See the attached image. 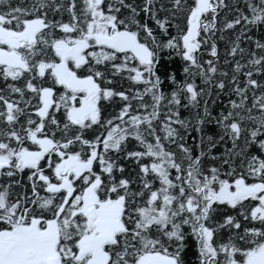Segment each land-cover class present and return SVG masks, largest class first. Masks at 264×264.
I'll return each mask as SVG.
<instances>
[{"label": "snow or ice", "instance_id": "6c2138e0", "mask_svg": "<svg viewBox=\"0 0 264 264\" xmlns=\"http://www.w3.org/2000/svg\"><path fill=\"white\" fill-rule=\"evenodd\" d=\"M0 264H264V0H0Z\"/></svg>", "mask_w": 264, "mask_h": 264}]
</instances>
